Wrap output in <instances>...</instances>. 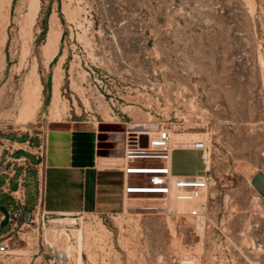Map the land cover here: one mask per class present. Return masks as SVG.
Returning a JSON list of instances; mask_svg holds the SVG:
<instances>
[{"label":"rangeland","instance_id":"374dc122","mask_svg":"<svg viewBox=\"0 0 264 264\" xmlns=\"http://www.w3.org/2000/svg\"><path fill=\"white\" fill-rule=\"evenodd\" d=\"M37 1L38 10L31 0H0V136L68 124H124L130 134L165 125L212 151L202 219L130 208L157 203L145 200L111 217L50 216L83 228L84 264H264V194L255 183L264 177V0ZM52 26L61 38L50 63ZM56 77L59 119L51 114ZM37 81L40 109L25 124L24 96ZM127 132L111 134L122 144ZM203 169L200 152L175 153V174ZM26 189L31 209L38 196L31 177ZM77 245L68 228L46 221L14 233L0 262L47 264L57 248L76 264Z\"/></svg>","mask_w":264,"mask_h":264},{"label":"crops","instance_id":"0c3cea01","mask_svg":"<svg viewBox=\"0 0 264 264\" xmlns=\"http://www.w3.org/2000/svg\"><path fill=\"white\" fill-rule=\"evenodd\" d=\"M101 141L108 146L100 149ZM117 143L116 135H102L91 123L57 126L43 133L0 136V204L16 203L13 195L19 189V181L25 176V187L30 177L37 183L40 170L45 178L43 206L51 215L123 214L128 205L124 187L129 177L121 162H117L125 145ZM44 144L46 155L40 164L36 153ZM18 171L21 172L14 185ZM255 183L264 194V177L256 178ZM26 206L28 209L27 189ZM3 219L0 211V224Z\"/></svg>","mask_w":264,"mask_h":264},{"label":"built area","instance_id":"2783aa9c","mask_svg":"<svg viewBox=\"0 0 264 264\" xmlns=\"http://www.w3.org/2000/svg\"><path fill=\"white\" fill-rule=\"evenodd\" d=\"M175 132L174 129L165 125L148 135L127 132L120 164L125 176L130 178L124 187V198L127 203L135 200L157 202L156 204L130 206V208L157 210L159 214L170 217L202 219L207 214V204L202 199L208 198L213 181L210 171L212 151L207 141L203 139L178 142L174 138ZM143 136L147 137L146 146H144ZM182 150L201 153L204 165L201 175L187 176L174 173L175 153ZM36 155L41 164L46 155L45 144L39 147ZM145 161L150 163L144 164ZM132 176H146L147 178L137 183H131ZM24 178L25 176L19 181V189L13 195L16 200V208L10 206L9 225L11 230L0 237V255L9 254V241L14 233L20 235L25 227H30L33 224L42 223L44 227L45 222L52 219L50 216H54L48 213L43 206L45 178L43 179L41 171L37 172L38 201L31 209H27L26 206ZM181 204L188 205V207L179 211L177 206ZM56 232L58 233L57 230ZM72 261L70 250L53 248L52 257L47 264H72Z\"/></svg>","mask_w":264,"mask_h":264},{"label":"bare ground","instance_id":"6f19581e","mask_svg":"<svg viewBox=\"0 0 264 264\" xmlns=\"http://www.w3.org/2000/svg\"><path fill=\"white\" fill-rule=\"evenodd\" d=\"M6 1V0H5ZM30 1V0H29ZM11 4V3H10ZM31 8L33 9H37L38 8V1L37 0H31V4H30ZM30 9V7H29ZM32 9H30L31 11ZM38 10V9H37ZM36 10V11H37ZM32 14V13H30ZM32 17V16H31ZM61 38V34L56 30V28L54 26H52L50 32H49V36H48V42L46 43V45L44 46L45 50L47 53H51L50 54V58H49V62L51 63V61L56 57V55L58 54V50H59V41ZM37 66V65H36ZM37 69V68H36ZM59 69V67H58ZM36 72V71H35ZM34 72H31V74ZM57 74V73H56ZM59 76V74H57ZM31 76V75H30ZM57 76V77H58ZM29 77V76H28ZM32 77V76H31ZM56 77V78H57ZM38 78V77H37ZM34 80V78H32ZM31 79V80H32ZM30 80V79H29ZM36 80V79H35ZM60 80L59 78H57L55 81V86H54V99L52 102V117L53 119H59L60 118V109H59V98H58V92H59V86H60ZM34 82V81H33ZM34 84V83H33ZM41 84L40 82L37 81V85L35 87L29 86L28 84V88L26 90L25 96H24V101H23V106L21 109V113H20V121H22L23 123H30L32 121H34V119L36 118L37 112L40 109V101H39V96L41 94ZM26 88V86H25ZM61 108V107H60ZM185 120V119H184ZM55 122V121H54ZM137 133H141L144 135H148L150 133V131L145 130V131H136ZM135 132V133H136ZM200 134L196 133L195 136H199ZM187 134L185 132L182 131H176L174 138L178 141V142H186L189 141L191 139H187L186 138ZM202 137V136H201ZM204 137V135H203ZM204 140V139H203ZM122 159L121 158H117V162H121ZM210 171H211V166H210ZM203 202L207 201V197H204L202 199ZM128 207V206H127ZM188 206L186 205H178V209L179 211L185 210ZM67 217V216H66ZM82 222V221H81ZM49 223L51 225H63L66 228H68L70 230L71 233L76 235V239L78 240V245L76 247V251H77V262L76 264H84L83 262V250H84V242H83V228L78 229L76 228V226L78 225L77 221L75 219H70V218H52L49 220ZM80 226V225H79ZM56 229V228H55ZM54 229V231H55ZM85 231V230H84ZM64 232V231H62ZM61 232V234H62ZM52 245H55V243L53 241H49ZM18 252V251H17ZM27 251H25L26 254ZM10 253V252H9ZM194 260V259H193ZM192 260V261H193ZM191 261V260H190ZM189 263H193V262H189ZM0 264H8V263H2L0 262Z\"/></svg>","mask_w":264,"mask_h":264},{"label":"water","instance_id":"95a60500","mask_svg":"<svg viewBox=\"0 0 264 264\" xmlns=\"http://www.w3.org/2000/svg\"><path fill=\"white\" fill-rule=\"evenodd\" d=\"M98 131L102 135H107V134L116 133V132H121V133L127 132L124 124H104V123H101L98 125ZM143 138H144V146H146L147 137L143 136ZM108 144L109 143H107L106 141H101L99 148L100 149L105 148L106 146H108ZM0 211L4 216V219L0 224V228H3L9 224L10 214H9V211L5 207H0Z\"/></svg>","mask_w":264,"mask_h":264}]
</instances>
